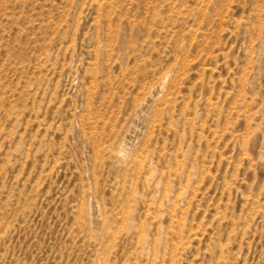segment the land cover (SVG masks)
<instances>
[{
    "label": "rangeland",
    "instance_id": "obj_1",
    "mask_svg": "<svg viewBox=\"0 0 264 264\" xmlns=\"http://www.w3.org/2000/svg\"><path fill=\"white\" fill-rule=\"evenodd\" d=\"M0 264H264V0H0Z\"/></svg>",
    "mask_w": 264,
    "mask_h": 264
}]
</instances>
